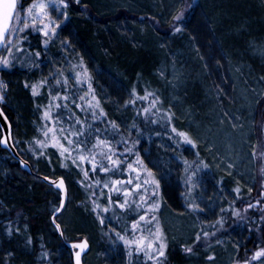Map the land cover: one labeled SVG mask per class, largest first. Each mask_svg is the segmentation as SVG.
I'll list each match as a JSON object with an SVG mask.
<instances>
[{
  "label": "trees",
  "instance_id": "16d2710c",
  "mask_svg": "<svg viewBox=\"0 0 264 264\" xmlns=\"http://www.w3.org/2000/svg\"><path fill=\"white\" fill-rule=\"evenodd\" d=\"M68 3L72 5L71 25L65 28V34L63 32L64 36L60 39L52 40L46 46V38L30 29L26 30L28 36L20 62L11 69L4 67L0 71L1 78L9 86L7 104L1 107L13 125L17 150L30 163L33 171L53 180L65 179L69 200L58 222L67 242L89 241L91 251L85 257L84 264H153V261L142 260L139 254H134L129 260L126 246L108 227L107 216L110 213L105 214V226L101 227L97 220V227L90 209V198H86L89 193L76 184L75 174L70 172L74 171L70 161L67 167L62 166V158L52 147L47 149L45 155L37 157L33 154L29 142L34 144L33 137L39 135L42 106L48 104L50 97L47 84L40 86L37 95H33L31 85L48 78L50 70L57 65L63 66L67 74L71 66L83 63L91 75L94 94L100 98L107 113L104 119L115 120L121 125V131H124V123L131 125L134 120L138 121L134 107L125 106L133 88L141 94L145 89L157 93L162 101L159 106L173 113L170 125L185 131L178 124L176 109L166 102L164 85L156 72L166 53L177 54L184 61L190 59L192 66L198 65L203 70L212 71V74L222 72L227 67L233 76L243 73L244 80L253 79L251 73L256 72L257 78L262 80L264 67L253 52V45H260L264 40V0H84L80 4L69 0ZM181 4L185 6L184 27L176 32L173 27L176 22L169 15L172 6L178 8ZM165 18H169L170 22H166ZM35 51H40L41 55L35 56ZM76 70L79 71V68ZM207 81L219 85L215 76H210ZM194 87L189 86L187 93L183 91V96L185 100L195 99L191 102L197 105L201 93L192 89ZM139 103L137 101V106ZM76 114L82 115L78 109ZM165 131L171 133V127L164 129L162 124L152 125L136 145L144 162L153 168L154 179L159 181L157 195L160 206L157 216L162 227L167 207L170 211H178L179 217L189 212L193 219L200 222L201 229L213 233L210 235L211 242L226 239L224 233L227 235L226 224L231 211L220 215L225 220L223 227L217 225L212 228L210 225L218 217L205 223L203 214L198 215L187 204L196 196L198 188L211 196H226L227 193L230 208L251 204L253 196L247 195L242 186L234 185L226 175L216 174L208 155L198 144H176L173 139L175 133L165 135ZM156 132L161 134L156 135ZM181 156L189 162L203 160L209 165L201 173L204 182L191 193L184 184L186 174L179 158ZM106 175L100 173L101 179ZM237 188L240 189L239 194L235 191ZM107 191L104 189L105 193ZM115 196L113 193L114 199ZM95 199L100 204L106 203V197ZM60 203V192L25 171L10 152L2 148L0 142V264H74L73 253L65 246L52 223L54 210ZM117 223L116 220L112 221L113 226ZM201 229L199 242L206 238ZM263 231L261 229L260 234ZM250 233V246L263 241L264 234L257 238L258 234ZM100 236H104L103 240L108 241L112 249L104 243L99 249L95 248L96 239ZM243 237H238V242L245 243L246 237ZM175 245L168 251L166 248V261L170 264H187L188 257ZM42 251L48 255L42 257ZM196 251L197 254L202 253L199 247ZM113 252H118L121 263L114 259Z\"/></svg>",
  "mask_w": 264,
  "mask_h": 264
},
{
  "label": "snow or ice",
  "instance_id": "6c2138e0",
  "mask_svg": "<svg viewBox=\"0 0 264 264\" xmlns=\"http://www.w3.org/2000/svg\"><path fill=\"white\" fill-rule=\"evenodd\" d=\"M79 2L80 0H76V3ZM61 5L67 8V0H58V3L52 0L51 4L46 0H29L27 4L24 0H19V6L18 0H0V66L11 69L20 62L24 55V41L28 36L26 29L30 27L47 38L44 41L46 46L53 37L58 38L56 28L59 27V21L54 22L48 9L49 7L55 9ZM62 15L66 17L67 13L64 12ZM172 19L176 22L173 25L174 31H181L185 19L183 4L177 8ZM261 54H264V49H261ZM34 55L38 57L41 52L35 51ZM77 68L79 71L76 70ZM161 75L163 76L164 73L161 72ZM178 78L173 66V79ZM45 84L48 85L47 93L50 99L47 105L42 106L41 123L38 125L39 135L33 137L34 144L32 141L29 142L31 151L39 157L45 155L49 147L55 148L62 158V166L67 167V162L70 161L81 170L83 178L80 183L85 186L90 197H106L104 204L92 199L93 209L101 224L105 223V214L110 213L107 216L108 227L127 247L130 261L134 254H139L142 260L164 264L160 258L165 257L167 243L166 233L157 216L160 206L157 195L159 181L154 179L153 168H149L144 162L136 145L140 143L141 135L156 124H162L164 129L171 127V133H175L173 139L176 144L186 142L195 145L196 141L188 132L170 125L173 113L162 109L159 106L162 103L160 96L147 89L143 94L137 92L135 88L131 90L125 106L134 107L138 121L134 120L131 125L124 123V131H121V125L115 120L104 119L107 113L102 107L100 98L94 94L91 75L83 63L71 66V71L67 74L63 66H55L50 70L48 78L31 85L33 95H37L40 86ZM26 86H28L27 82ZM7 87L8 85L0 79V101H4V89ZM137 101L140 102L139 106ZM77 109L82 115L76 114ZM94 121L101 123L97 124ZM171 133L164 132L165 135ZM0 142L7 144L8 141L4 137L0 138ZM253 155H259L264 159V150L257 154L256 149L253 148ZM179 158L182 160L186 174L185 187L191 193L204 182L201 173L209 165L203 160L189 162L182 156ZM20 162L25 163L23 160ZM86 164L89 167H86ZM227 167L232 168L234 165L229 162ZM90 172L92 175H89ZM100 173L107 175L101 179ZM53 183L57 182L53 181ZM58 187L65 189V194L67 193L63 177L59 179ZM104 189L108 190L107 193ZM235 191L239 194L240 189L237 188ZM113 193L116 194L115 199ZM202 203L200 193L196 192V196L187 207L200 215L209 207L207 205L202 207ZM63 207L64 204L61 202L54 211L60 212ZM247 207L251 208L253 205L248 204ZM120 209L124 211L121 212ZM241 211L235 209L232 215L241 217ZM55 220L56 216L53 215L54 226L60 230L61 225L55 223ZM113 220L118 222L115 226L112 224ZM224 223V217L220 216L210 227L215 228L217 225L223 227ZM16 230L19 231L18 228ZM201 232L204 237L213 234L204 229H201ZM196 240H200V233L196 234ZM113 243L116 241L113 240ZM86 244L87 242L84 241L75 247L83 251ZM185 251L191 253L193 248L185 246ZM47 255L46 251H42V257ZM262 257H264V248H259L252 253L251 259L241 258L234 264H252L253 260H260ZM76 264H80V252L76 253Z\"/></svg>",
  "mask_w": 264,
  "mask_h": 264
},
{
  "label": "rangeland",
  "instance_id": "374dc122",
  "mask_svg": "<svg viewBox=\"0 0 264 264\" xmlns=\"http://www.w3.org/2000/svg\"><path fill=\"white\" fill-rule=\"evenodd\" d=\"M68 1L67 8L61 5L55 9L52 7L48 9L54 22L56 20L59 21V27L56 28L58 38L53 37L50 41L58 40L64 36L65 28H69L71 25L70 9L72 5ZM72 1L76 3V0ZM83 1L80 0L76 4H80ZM24 2L27 4L29 0H24ZM46 2L51 4L52 0H46ZM56 3H58V0H56ZM173 7L171 8L172 13L169 15L170 19L177 10V6ZM64 12L67 13L66 17L62 15ZM169 18H165L166 22H170ZM29 29L35 34L44 37L42 33L33 28L30 27ZM262 41L263 43L260 45H253V52L259 57L264 67V54H261V49H264V40ZM59 54L58 52L57 55ZM181 58L180 56L177 57V54L166 53L164 61H162L156 71L164 85L166 102L169 107L176 109L180 128L195 138L196 144L208 155L214 172L216 174H224L234 185L242 186L247 195L253 196L251 202L253 207L239 206L238 208H230V200H228L229 195L227 193L226 196L222 194L220 197L211 196L209 192H202L203 189L198 188L197 192L200 193V199L203 201L201 206H209L203 213L205 223L231 211L228 214L229 220L226 224L227 235L224 233L226 239L223 238L217 242H211V238L208 236L201 242L197 241L196 234L200 232V222L197 219H193L188 214L189 212L184 213V217H179L178 211H170L165 207L162 223L166 232L167 251L172 245L174 246L177 243L178 245H175V247H180L184 251L183 254L188 257L187 264H234L235 261L241 258L251 259L253 252L259 248H264V239L262 242H256L250 246L249 241L251 238H248L251 235L250 232L258 234L257 238H261L264 234V231L260 234L261 229H264V181L262 180L264 162L259 155H253V148L256 149L258 154L263 150L264 146V118H262V111H264V75L263 79L259 80L256 72H253L251 73L253 79L247 78L244 80L243 73H241V76L240 74L233 76L231 71L227 70V67L222 72L215 71L212 74V71L203 70L198 65L192 66L190 59L186 58L184 61ZM202 62L204 63V59H202ZM173 66H175L178 79H173ZM3 68L4 66H0V71ZM161 72L164 73L163 76ZM213 75L218 79L217 83L219 85L217 86L207 81L210 76L214 77ZM0 79H2L1 76ZM191 85L195 86L192 89H197L201 93V95L199 94L197 105L191 102V100L195 99L185 100V95L183 96V91L184 94L185 91L187 93V89L189 86L191 88ZM4 93L5 99L0 101V106L7 104L9 86L4 89ZM257 106L258 111H256ZM229 162L234 167L228 168ZM85 166L89 167L87 164ZM73 167L74 171L71 170L70 172H74L76 184L82 191H86L85 186L80 183L83 178L81 170L75 165ZM89 175H92V173L90 172ZM86 198H90L88 200L91 212L94 215L93 220L98 227L96 221L99 218L91 202L96 197L88 195ZM258 201L259 203H257ZM80 205L83 206V203ZM235 209L242 210L241 217H244L243 219L232 215V211ZM244 209L246 211H243ZM99 225L101 227L105 226V224L101 223ZM103 237L100 236V238L96 239L95 248L99 249L101 244L104 243L110 247L107 246L109 249H112V245L105 239L103 240ZM238 237H243L246 240L245 243L238 242ZM120 245L123 247L122 243ZM185 246L192 247L193 252L185 251ZM197 247L202 250V253L197 254ZM117 253L113 252L114 259L121 263L122 259ZM162 258L164 264H170L166 261V250L165 257L160 259ZM252 264H264V257L260 260H253Z\"/></svg>",
  "mask_w": 264,
  "mask_h": 264
},
{
  "label": "water",
  "instance_id": "95a60500",
  "mask_svg": "<svg viewBox=\"0 0 264 264\" xmlns=\"http://www.w3.org/2000/svg\"><path fill=\"white\" fill-rule=\"evenodd\" d=\"M0 130L2 132V138L6 137L7 138V144L1 142V146L4 150H7L8 152H10V154L12 155V157L14 159H16L22 166V168L27 171L29 174L34 175L36 177H38L40 180H42L44 183L55 187L61 194V202H63L64 207L61 209L60 212H55L54 215L56 216V220L55 223H59L58 219L63 215V213L66 210L67 204H68V200H69V195H68V187H67V183L64 179L65 182V186L67 189V193L65 194V189H61L60 187H58V181L59 179L53 180L44 176H40L37 175L34 171L32 166L30 165L29 162L25 161L19 154L17 147L14 143V129H13V125L10 121V119L8 118V116L6 115L5 111L3 110V108L0 106ZM23 160L25 163H21L20 161ZM53 181H56L57 183H53ZM61 204V203H60ZM52 223L54 226V221H53V216H52ZM55 227V226H54ZM59 237L64 241L65 246L73 253V263L76 264V253L80 252V264H84V258L85 256L90 252L91 246L90 243L87 239H83L82 241L79 242H67L65 240V236H64V232L62 230V227L60 230H58L55 227ZM61 230H62V234H61ZM84 241L87 242L86 246L84 247L83 251H81V249L79 247H75V245H79L82 244Z\"/></svg>",
  "mask_w": 264,
  "mask_h": 264
}]
</instances>
